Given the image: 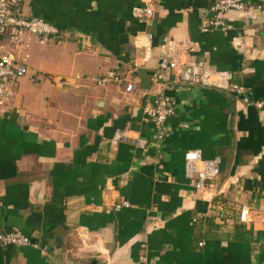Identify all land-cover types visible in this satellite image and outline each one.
Wrapping results in <instances>:
<instances>
[{
    "label": "crops",
    "instance_id": "0c3cea01",
    "mask_svg": "<svg viewBox=\"0 0 264 264\" xmlns=\"http://www.w3.org/2000/svg\"><path fill=\"white\" fill-rule=\"evenodd\" d=\"M212 1L153 0L143 21L132 15L139 0H25L23 15L58 36L4 43L14 57L28 52L45 87L30 112L12 95L0 109V232L17 230L39 249L0 247V264H264V109L188 86L180 65L152 79L166 38L186 43L198 69L227 73L250 98H264V0H244V16L226 13L225 32L201 33ZM108 72L132 91L75 79ZM157 95L175 105L158 150L142 115ZM123 128L145 146H111ZM186 151L217 161L207 191L185 179ZM122 200L129 207L115 209Z\"/></svg>",
    "mask_w": 264,
    "mask_h": 264
},
{
    "label": "built area",
    "instance_id": "2783aa9c",
    "mask_svg": "<svg viewBox=\"0 0 264 264\" xmlns=\"http://www.w3.org/2000/svg\"><path fill=\"white\" fill-rule=\"evenodd\" d=\"M25 0H0V109L5 107L11 98L9 84L12 81L24 76L26 69L22 60L19 61L8 51L4 43L12 46H20L23 35L27 34L36 37L40 43L49 39H56L58 29L37 17H25L23 15ZM140 6L132 11V15L137 20L149 21L153 16V0H139ZM232 12L241 17L251 12L244 0H214L208 8L209 16L200 20L199 31L201 33L225 32L227 26L224 20L226 13ZM264 31V30H263ZM147 40L152 39V34L145 35ZM22 46L20 50H23ZM187 44H177L169 39L162 38L158 45V57L152 79L161 81L162 73L167 70H175L181 66L183 74L189 76L188 86L207 87L217 90L227 91L240 100L244 107L255 110L264 109V98L252 99L245 90L236 84L231 83V77L227 73L213 70L198 69L197 65L187 60ZM145 59L141 58L138 63H133L134 67H143ZM77 80H85L96 86L107 84L122 85L123 91L129 93L133 87L123 76L108 72L97 77H75ZM175 79V83L178 84ZM180 83V82H179ZM180 90V89H179ZM175 114V105L171 99L161 95L155 96L151 103L142 109L143 119L150 125V135L148 143L158 150L160 143L166 137L165 122ZM134 132L123 128L109 139L108 143L115 146L118 143H129L136 148H143L145 141L138 136L134 137ZM183 171L186 180L192 182L194 190L199 192L207 191L205 184L218 173V163L216 160H201L197 151H186L183 154ZM209 192V191H208ZM129 204L122 200L114 205L115 209L128 208ZM247 208L241 207L238 211V222L245 223L247 219ZM201 246V243L198 244ZM0 247H30L39 249L37 244L31 242L28 237L17 230L10 232H0ZM41 254L44 253L40 249Z\"/></svg>",
    "mask_w": 264,
    "mask_h": 264
},
{
    "label": "rangeland",
    "instance_id": "374dc122",
    "mask_svg": "<svg viewBox=\"0 0 264 264\" xmlns=\"http://www.w3.org/2000/svg\"><path fill=\"white\" fill-rule=\"evenodd\" d=\"M27 51L24 52H16L14 51V55L17 58V60L20 61L22 60L23 66L26 69V74L15 81L10 82L9 84V90L12 91L11 95L12 97L18 96L20 100L19 108H22L26 112H30L32 107L31 104L36 101L39 95L44 93V88L45 86H37L36 84L42 83L43 81H39L38 83L36 80H38V76L42 77L40 73L38 72V66L36 63H34L30 59V55L28 54ZM26 56V58H25ZM29 57V58H27ZM38 75V76H37ZM51 79V78H50ZM50 79L46 78V83H49ZM15 107L18 106L17 103H13Z\"/></svg>",
    "mask_w": 264,
    "mask_h": 264
}]
</instances>
